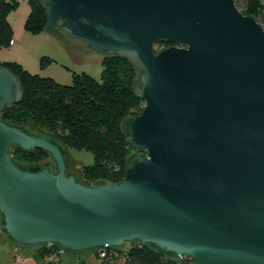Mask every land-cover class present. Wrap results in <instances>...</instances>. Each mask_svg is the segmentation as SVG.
<instances>
[{"label": "water", "instance_id": "water-1", "mask_svg": "<svg viewBox=\"0 0 264 264\" xmlns=\"http://www.w3.org/2000/svg\"><path fill=\"white\" fill-rule=\"evenodd\" d=\"M56 28L140 71L136 151L120 181L84 183L65 148L0 118V230L79 254L138 242L192 264H264V29L235 0H41ZM171 46L155 52L159 43ZM0 64V111L21 100ZM40 134H37V133ZM46 135V134H45ZM49 158L15 162L9 150Z\"/></svg>", "mask_w": 264, "mask_h": 264}, {"label": "trees", "instance_id": "trees-1", "mask_svg": "<svg viewBox=\"0 0 264 264\" xmlns=\"http://www.w3.org/2000/svg\"><path fill=\"white\" fill-rule=\"evenodd\" d=\"M27 3L30 10L24 29L34 35L44 32L47 9L41 0H27ZM17 4L16 0H0V48H8L13 41V28L7 15ZM235 4L242 13L255 16L264 29V0H235ZM101 58L103 68L99 80L81 72L72 74L70 84L32 73L16 61L0 63L17 77L22 90L21 100L0 111V118L13 125L39 130L46 135L35 133L50 135L62 145L91 151L94 162L83 166L80 179L84 183L121 180L126 165L136 153L125 140L123 124L139 114L144 105L136 96L140 71L126 57L109 53ZM49 61L45 56L39 59L40 65ZM10 151L26 157L35 152L49 155L41 149L12 148ZM15 163L21 167L37 165ZM113 248L116 250L107 251L116 253L123 264H192L188 258L168 257L138 242ZM58 250L55 244L43 245L36 249V255L57 254Z\"/></svg>", "mask_w": 264, "mask_h": 264}, {"label": "rangeland", "instance_id": "rangeland-1", "mask_svg": "<svg viewBox=\"0 0 264 264\" xmlns=\"http://www.w3.org/2000/svg\"><path fill=\"white\" fill-rule=\"evenodd\" d=\"M19 6L18 2L16 7L8 12V15L17 11ZM27 7L30 10L29 5ZM25 14L26 11L22 12L21 16ZM19 30L18 28L16 40H13L8 48H0V63L10 61L19 62L25 65L30 72L32 71V73L39 74L40 76L51 77L60 84H70L72 74L81 72H85L97 80L100 79L103 68L101 55L95 50H87L83 43L68 38L60 28H56L50 34L41 32L35 35L25 29L26 32H23V35H21ZM168 46H171V44H157L155 46V52ZM41 56L49 57L51 61L40 65L39 59ZM126 123L127 121L123 124L125 130ZM63 146L65 148V158L68 166L81 178L83 166L92 164L94 162V155L91 151L84 148H75L64 144ZM21 154L20 152L10 151L11 157L20 162L33 163L49 158L50 168L55 170L50 155H40L35 152L31 156L26 157ZM123 176H121V179ZM0 236L4 237L2 233ZM0 258H3L1 252ZM4 264L7 263L4 262Z\"/></svg>", "mask_w": 264, "mask_h": 264}, {"label": "crops", "instance_id": "crops-1", "mask_svg": "<svg viewBox=\"0 0 264 264\" xmlns=\"http://www.w3.org/2000/svg\"><path fill=\"white\" fill-rule=\"evenodd\" d=\"M19 2V8L17 11L11 13L7 16V20L9 21L10 25L13 28V40H16L18 34V28L23 35V32H26L23 29L24 21L29 13L28 4L26 0H16ZM27 8V9H26ZM19 10V11H18ZM24 16H21L22 12H25ZM19 32V33H20ZM21 64V63H20ZM25 67V65H23ZM29 71L27 67H25ZM32 72V71H31ZM1 234V232H0ZM1 243H0V252L3 258H0V264H41L42 257L36 255L35 248H19V252L22 255V259L19 262H15V246L7 241L6 237L0 236ZM4 261V262H3ZM59 264H113L108 259H102L99 257L98 250H91L82 252L79 254H70L65 253L61 256V261Z\"/></svg>", "mask_w": 264, "mask_h": 264}, {"label": "built area", "instance_id": "built-area-1", "mask_svg": "<svg viewBox=\"0 0 264 264\" xmlns=\"http://www.w3.org/2000/svg\"><path fill=\"white\" fill-rule=\"evenodd\" d=\"M107 249L109 250H116L115 248L105 246L103 248L98 249V254L99 257L102 259H108L110 258L109 261H111L113 264H123V259L118 258V255L113 252H108ZM118 251V250H117ZM63 255V252L59 249L57 254H52V255H45L42 258L41 264H59L61 261V256ZM15 262H19L22 259V255L19 252V247L15 246ZM182 258H179L181 260ZM177 264H180L179 262Z\"/></svg>", "mask_w": 264, "mask_h": 264}]
</instances>
